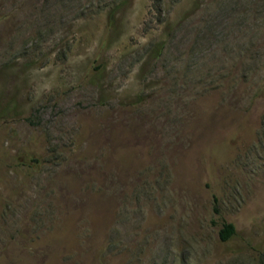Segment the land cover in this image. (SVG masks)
<instances>
[{
  "label": "rangeland",
  "instance_id": "obj_1",
  "mask_svg": "<svg viewBox=\"0 0 264 264\" xmlns=\"http://www.w3.org/2000/svg\"><path fill=\"white\" fill-rule=\"evenodd\" d=\"M0 264H264V0H0Z\"/></svg>",
  "mask_w": 264,
  "mask_h": 264
},
{
  "label": "trees",
  "instance_id": "obj_2",
  "mask_svg": "<svg viewBox=\"0 0 264 264\" xmlns=\"http://www.w3.org/2000/svg\"><path fill=\"white\" fill-rule=\"evenodd\" d=\"M115 11L110 13V24L113 25L115 22ZM237 233L236 226L231 223L224 221L219 229V237L221 241L227 242L229 241L235 234Z\"/></svg>",
  "mask_w": 264,
  "mask_h": 264
}]
</instances>
